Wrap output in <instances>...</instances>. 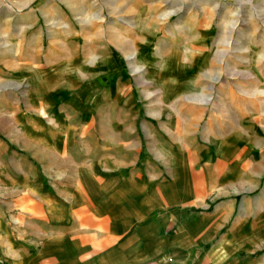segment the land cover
<instances>
[{
    "label": "clouds",
    "instance_id": "1",
    "mask_svg": "<svg viewBox=\"0 0 264 264\" xmlns=\"http://www.w3.org/2000/svg\"><path fill=\"white\" fill-rule=\"evenodd\" d=\"M117 57L127 74L119 77L129 89L124 103L136 108L126 142L146 150L161 175L176 170L178 151L210 146L224 160L226 147L240 152L242 143L244 154L226 170L234 178L217 181L197 213L222 201L223 227L236 197L264 205V0H0V117L13 120L21 104L33 110L42 102L45 121L56 122L40 95L52 84L49 69L73 96L88 86L90 106L110 101ZM68 177L60 168L50 179ZM9 215L0 208V220ZM242 247L227 234L207 250L149 254L137 245L129 264H239Z\"/></svg>",
    "mask_w": 264,
    "mask_h": 264
},
{
    "label": "crops",
    "instance_id": "2",
    "mask_svg": "<svg viewBox=\"0 0 264 264\" xmlns=\"http://www.w3.org/2000/svg\"><path fill=\"white\" fill-rule=\"evenodd\" d=\"M115 62L118 65V57ZM49 72L52 84L41 89L40 95L53 106L59 126L41 118L40 127L49 130L40 128L37 136L25 135L18 143L15 139L7 140L15 148L11 157L18 155L24 163L3 160L4 154H0V168L7 169L9 181L0 183V190L16 197L8 204L10 215L5 218L16 221L17 225H21V218L24 223L14 230L23 234L10 236L23 241L16 244L29 249L31 262L129 264L137 245L149 254L161 247L183 252L193 244L207 250L227 234L228 239L243 244L234 253L239 264H260L264 258V205L254 200L243 201L238 206L236 199V211L223 227L228 205H222V201L217 200L204 215L197 213L200 211L197 205L208 199L217 181L223 184L234 178L226 170L229 166L235 168L244 154L242 143L240 152L226 147L228 157L224 160L217 159L215 149L210 146L202 145L197 152L178 151L176 170L161 175L154 169L146 150L140 151L126 142L132 133L136 108L131 103L126 106L125 99H119L118 109L123 112L120 115L126 116L129 111L131 123L122 118L113 123L116 131L108 120L101 151L79 148L78 144L85 143L86 138L79 133L82 120L73 108H82L86 116L96 112L94 106L86 103L90 89L85 85L73 96L57 88L54 74L50 69ZM119 92V87L111 88L112 96ZM42 107L43 103L39 108ZM140 115L143 116L142 111ZM116 147L117 151L111 152ZM17 149L22 153L14 151ZM60 168L69 173L68 179L63 182L50 179L54 169ZM151 176L156 179H150ZM19 193L22 195L16 196ZM218 205L222 207L214 211ZM17 206H23V211H16ZM30 209L34 215L26 213ZM32 216L43 225H29ZM185 227L187 233L183 231ZM6 241L5 253L0 254L17 257L11 240Z\"/></svg>",
    "mask_w": 264,
    "mask_h": 264
},
{
    "label": "rangeland",
    "instance_id": "3",
    "mask_svg": "<svg viewBox=\"0 0 264 264\" xmlns=\"http://www.w3.org/2000/svg\"><path fill=\"white\" fill-rule=\"evenodd\" d=\"M46 47H47V43H46ZM49 59H52V56H49ZM119 59V57H118ZM118 63V62H117ZM119 66V67H117ZM122 62L119 59V63L118 65L116 64V62L114 63L113 66V79L109 84V87L111 86V88L113 89L114 86L119 87V93L117 95H113L111 96V100L100 104V102H98V106H94L96 109V112L92 113L91 115L86 116L84 114V111L82 108H78V110L82 113V117H80V120H82L80 122V126L78 128L80 135H83L86 139V142H80V144H78L79 148H83V147H91L92 151L98 152L101 151L102 149V137L104 136L105 132L108 130L109 124H108V120H111V123H115L117 121H122L121 119L123 118L124 120L126 119L128 122V124L131 123V118L128 116L129 115V111L127 112V115H120L121 113L123 114V112H119L118 109V103H119V99H125L126 96L129 94V89L127 87L122 86L119 77L121 75H124L126 77V73L122 72ZM42 103V102H41ZM41 103L37 106V109H33V110H28L25 108V105L21 104L20 105V111L19 113L16 115V117L13 120H9V119H5L0 117V154H4L3 160H8L9 162H19V163H24L25 161H20V157H17L18 155L14 154V157H11V153H13V148L11 144H7V140H13L15 139V143H18L20 140H22L21 138L24 137L25 135H35L37 136L39 133V129L40 127V121L39 119H43V114L42 112L40 113V111L38 110L39 107H41ZM82 102H80L81 105ZM133 123V120H132ZM131 123V124H132ZM115 124L112 125V127L117 131L118 129H116V127H114ZM137 128H138V122H137ZM41 129H45V131L49 130L45 127H42ZM113 134V133H112ZM92 136V137H91ZM130 136V135H129ZM128 136V137H129ZM95 137V139H94ZM91 138H93V140H91ZM13 141V142H14ZM100 142V143H99ZM15 146H18L17 144H15ZM94 149V150H93ZM14 151H19V153H22L21 150H14ZM117 151V147L114 148L111 152H115ZM16 153V152H15ZM7 162V161H6ZM7 175V169H2L0 168V183L1 184H6L8 183V178L6 177ZM0 193H2V196H0V208H3L4 211L6 213L9 212L8 209V204L11 203L12 201H14L16 199V197H12V195H10L9 193L5 192V191H1ZM21 196L22 193L17 194L16 196ZM257 195H259V193H257ZM237 199V205L241 206V203L244 201L242 199H240V197H236ZM16 211H23V206H17ZM38 212V211H37ZM29 215H34L33 210H28ZM34 216L30 217L28 219V224H33V225H38V223L40 225H43L42 222L40 223V221H36L34 218ZM2 222H5L2 223ZM9 225H8V224ZM19 224L21 225H17L16 221L12 222L10 220H8L7 218H5V220H0V228L6 226V228L4 230H0V252L5 253V249L7 248L8 244L6 242V240H11V246H15V250L20 251L19 254L22 255V253H26L24 256H21L22 259H18L17 257H13V256H8L6 254H0V264H34L33 262L30 261L31 257L30 256V252L29 249L24 247H18L19 245H17L16 243H21L23 244V241L21 240H17V239H12L13 236L10 235H20L23 234V232H14L16 227L19 226H24V223L22 221V219L20 218V222ZM32 226V225H31ZM17 251L14 253L15 256Z\"/></svg>",
    "mask_w": 264,
    "mask_h": 264
}]
</instances>
